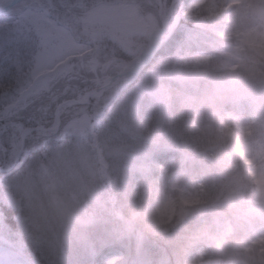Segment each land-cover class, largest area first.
<instances>
[{"label": "rangeland", "instance_id": "obj_1", "mask_svg": "<svg viewBox=\"0 0 264 264\" xmlns=\"http://www.w3.org/2000/svg\"><path fill=\"white\" fill-rule=\"evenodd\" d=\"M14 1L17 0H0L1 8ZM31 1L34 2L22 16L44 29L38 30L45 32L41 33L42 44L35 47L36 51L40 50L38 58L51 62V72L58 71L60 75L43 91L41 86L46 78L29 89V93L40 91L20 109L32 108L27 120L31 127L14 123L19 120L15 114L20 111L13 113L11 129L17 131L18 141L12 142V135L7 133L0 138L1 168H12L19 158L21 166V161L27 158L25 154L28 156L24 168L10 177H0V264L11 259L21 264H39L38 253L43 247L53 256L54 262L48 264H63L66 260H69L66 264H86V258L97 254L94 240L106 232L93 237L89 231L109 221L111 226H116L113 222L117 220L124 225L130 239L128 246L134 247V259L128 264H149L145 253L147 244L152 240L155 246L166 242L169 227L152 229L140 209L135 210L134 201L127 205L122 197L132 189L133 176L148 174L149 161L155 154L165 160L163 201L172 207L177 204V197H189L191 183L183 176L185 161L189 158L173 164L176 156L172 143L177 139L181 142L182 136L178 133L176 139L174 125L169 122L171 105L166 84L170 86L173 81H179L188 85L192 78L204 79V75L183 71L182 65L162 66L161 60L150 65L151 68L156 63L153 69H144L140 77L134 76V72L143 67L166 36L175 31L181 16L195 14V25L189 32L193 46L199 44L192 48L199 50L193 55L205 57L212 49L220 69L228 64L231 67L240 64L238 70L211 79L214 85L207 95L202 86L190 88L198 96L191 97L189 102L195 107L198 103L205 106L206 118L212 119V107L221 100L225 86L232 84L241 94L246 93L249 89L243 82L253 78L254 64L264 55V35L247 28L261 12L259 0H246L249 7L232 16L225 26L228 32L224 42L212 35L215 22L212 17L196 14L201 5L212 0ZM242 2L245 0H231V6ZM150 35L151 40L147 39ZM0 36H7L0 44V52L17 40L4 29H0ZM43 48L46 54L41 51ZM127 66L131 67L126 71ZM100 67L107 80L97 88L109 83H114V87L109 89H113L109 98L101 101L109 107L110 114L93 125L84 116L78 119L84 111L77 101L86 103L91 96L92 101L86 105H97L98 100L103 99V92L89 87V80L84 79ZM208 76L206 73L205 77ZM182 103L187 105V99ZM107 119L108 123L98 127ZM66 120L64 136L61 129ZM36 127L39 130H35ZM24 135L27 139L23 149ZM44 145L49 150L42 151ZM245 156L258 161L259 148L250 143ZM255 176L259 182L256 201H264V169H258ZM246 178V175L240 176L236 183L235 178H230L220 191V197L214 198L210 206L194 207L186 200L180 201L183 205L180 217L185 223L177 226L176 232L189 233L186 225L190 221L198 222L211 212L221 214L214 216L215 223L219 224L225 214L221 209L225 207L235 210L240 217L256 219L264 215V210L252 204ZM143 188L146 189L147 184ZM112 189L115 197L111 195ZM214 191L217 192V188ZM111 199L115 200L113 204L109 203ZM231 232L227 221L223 224L222 237H228ZM223 243V240L216 241L217 247H222ZM73 245H77L78 250H70ZM193 256L196 258L195 254ZM117 257L125 258V255L115 250L106 254L103 261L119 264L115 261ZM195 258L187 263L195 264ZM239 261L231 257L224 264H239Z\"/></svg>", "mask_w": 264, "mask_h": 264}, {"label": "trees", "instance_id": "obj_2", "mask_svg": "<svg viewBox=\"0 0 264 264\" xmlns=\"http://www.w3.org/2000/svg\"><path fill=\"white\" fill-rule=\"evenodd\" d=\"M140 1L145 3L147 0ZM206 1L208 0H204V2ZM32 2L34 1H23L10 11L0 14V29L11 32L17 38L7 47L1 48L2 51L0 52V138L5 133L11 134L12 142H17L20 138L17 131L14 128L11 129L13 113L19 112L25 104L40 94L38 90L36 93H29V89H33L34 86L39 85L46 78L41 86L43 91V89L53 84L60 75L58 71L51 72L53 69L51 62L41 61L38 58L41 57L38 56L40 50L36 51L35 47L42 44L40 42L43 39L41 33L44 29L39 28L37 22H30L29 19L27 20L22 16V13L26 11L27 6ZM219 2L220 0H212V2L203 5L207 6V16H211L215 21L214 28L211 30L212 35L224 42L227 41L225 37L228 32L225 26L229 25L233 15L226 16L224 14L225 9L217 7ZM226 7H231V3ZM199 9L196 14L200 13ZM194 19L195 14L187 13L186 16H181L172 37L165 43L147 68L149 69L153 62L161 60L164 62L162 66L179 67L182 65L183 71L204 75V79L197 77L189 80L190 86L179 81H173L170 86L169 83L166 84L171 105L169 122L174 125L176 139L178 133L182 136L181 142L177 139L176 143H172V151H175L171 153L174 157L176 156L173 164L181 163V160L189 158L185 161V172L183 173V176L188 178L191 183V187L188 188L189 197H177L176 201L186 200L189 206L197 207L200 206L205 195L211 196L212 200L214 198L217 200L224 184L226 186L230 178H235L236 183L237 178L244 175L247 177L245 182L249 184L251 201L256 200L258 181L255 171L260 168L264 169V129L253 136L249 127L244 128L241 122L231 119V116L238 110L235 101L232 105H226L218 100L212 107L213 118L208 119L205 115V106H199L198 103L195 107L192 105V101L189 102L188 100L191 97L195 96L197 98L198 96L190 89L191 87L202 86L205 91L204 94L207 95L211 86L214 85V81L211 79H218L223 74L228 75L232 70H238L237 68L240 66L239 63L237 67H231L228 64L220 69L221 65L216 66L218 62L214 59L212 49H210L211 53L208 51L205 57L193 55L194 52L199 50L192 48L199 47V44L193 46L192 34L189 32L195 25ZM39 29H43V31H38ZM5 38L7 36L3 38L0 36V44ZM41 51H44V48ZM43 54H46V52L44 51ZM256 63L257 61L254 64L255 67ZM153 66L150 69H153ZM130 67L127 66L126 71L130 70ZM206 73L209 74L208 78L205 77ZM84 79L89 80L88 86L92 89H97L99 83L104 84L107 80L102 74L101 67L88 74L87 78ZM25 86L27 89H25ZM112 91L109 90L105 93L103 99L98 100L99 104L97 105L94 103L83 105L84 113L78 116V119L84 116V118L90 120L91 124L95 125L98 119H103L105 114H110L109 107L107 108L101 101L109 98ZM186 99L187 105H184L182 102ZM32 111V108H29L15 114V117L19 120L14 121V123L31 127L27 124V120ZM172 116L176 120L172 121ZM106 123H108V119L102 120L101 125L98 127H103ZM67 125L68 120L62 126V134H64L63 128H66ZM249 143H253L259 148L258 161L245 160L242 151ZM4 146L7 147V145ZM46 149L49 150L47 145L41 148L42 151ZM25 156L27 158L21 161V166L18 164L11 173H0V177L2 179L3 176L10 177L19 168H24V163L28 160V156L26 154ZM164 163L165 160L162 155L155 154L152 156L149 161L150 171L148 174L133 176L132 189L122 197L127 205L131 204V200L134 201V206L137 207L135 210L140 209L144 220L149 222L152 229L166 230L169 227V237L166 242L164 241L163 244L155 246L152 240L147 244L145 253L149 264H179V262L184 264L189 259L195 258L194 254L196 256L194 260L197 261L195 264H224L231 257L240 259L239 253L242 248L256 252L260 250L261 246H264V215L256 219L240 217L235 210L225 207L221 209L225 214H223L224 218L220 220L219 224L215 223L214 216L215 214L220 216V213H206L205 217L199 218L198 222L190 221L186 225L189 233L176 232L177 226L185 223L181 220L180 209L177 208V204L171 207L172 211L167 213L162 220L159 219L154 209L158 207L160 202H164L163 190L166 172ZM146 184L147 188L145 189L143 186ZM215 188H217V192L214 191ZM111 192H113L111 193L112 196L116 193L114 189ZM114 201V199H111L109 203ZM137 203H139V206ZM217 205L220 208V203ZM227 221L231 224L232 232L228 237L223 238V224ZM111 223L109 221L89 231L93 237L104 231L106 232L105 235L94 240L97 243L94 247L97 254L90 259L86 258V264H105L103 260L106 254L115 250L125 255V258L117 257L115 261L119 264H124V262L128 264L134 259V247L128 246L130 239L125 234L124 225L119 220L113 222L116 226H111ZM193 232L195 233L193 234ZM151 233L149 231L150 236ZM213 237L215 238L214 241L211 240ZM221 240L224 241L222 247H217L216 241ZM70 250H78L77 245H73ZM40 251L37 259L39 264L54 262L53 256L47 252L45 247ZM68 262L69 260H66L62 263L66 264Z\"/></svg>", "mask_w": 264, "mask_h": 264}, {"label": "clouds", "instance_id": "obj_3", "mask_svg": "<svg viewBox=\"0 0 264 264\" xmlns=\"http://www.w3.org/2000/svg\"><path fill=\"white\" fill-rule=\"evenodd\" d=\"M230 3L231 0H220L217 7L225 9L224 14L226 16L242 13L249 7L246 0L240 5L226 7ZM259 7L261 12L258 18L247 25V28L264 35V0H259ZM199 11L201 15H207V6L201 5ZM243 83L249 89L246 93L241 94L232 84H227L221 96V101L226 105H232L234 101L236 102L235 106L238 110L231 116V119L248 125L253 136H255L256 133L264 129V55L257 59L255 76ZM211 202V196L205 195L200 207L210 206ZM252 204L255 208L264 210V201L252 200ZM177 208H183L179 200H177ZM170 211H172L171 206L165 202H160L158 207L154 209L155 214L161 220ZM239 255V264H264V246H261L260 250L256 252L242 248ZM229 264H232V262H229Z\"/></svg>", "mask_w": 264, "mask_h": 264}, {"label": "water", "instance_id": "obj_4", "mask_svg": "<svg viewBox=\"0 0 264 264\" xmlns=\"http://www.w3.org/2000/svg\"><path fill=\"white\" fill-rule=\"evenodd\" d=\"M146 65H147V64H146ZM110 86H112V85H107V86L103 87L102 90H106V89H108ZM89 102H90V99L87 101V103H89ZM78 104H84V103H82V102H78ZM35 130H39V128H36ZM23 146H25V135L23 136ZM8 171H10V170H4L3 172H8Z\"/></svg>", "mask_w": 264, "mask_h": 264}, {"label": "bare ground", "instance_id": "obj_5", "mask_svg": "<svg viewBox=\"0 0 264 264\" xmlns=\"http://www.w3.org/2000/svg\"><path fill=\"white\" fill-rule=\"evenodd\" d=\"M21 261H16V260H9L8 262H6V264H21Z\"/></svg>", "mask_w": 264, "mask_h": 264}]
</instances>
